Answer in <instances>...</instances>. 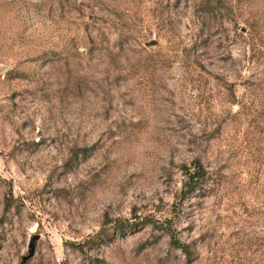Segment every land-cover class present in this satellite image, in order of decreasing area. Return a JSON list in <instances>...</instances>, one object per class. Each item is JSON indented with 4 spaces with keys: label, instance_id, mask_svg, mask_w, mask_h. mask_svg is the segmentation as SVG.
Instances as JSON below:
<instances>
[{
    "label": "rangeland",
    "instance_id": "374dc122",
    "mask_svg": "<svg viewBox=\"0 0 264 264\" xmlns=\"http://www.w3.org/2000/svg\"><path fill=\"white\" fill-rule=\"evenodd\" d=\"M34 234L24 264H264V0H0V264Z\"/></svg>",
    "mask_w": 264,
    "mask_h": 264
},
{
    "label": "water",
    "instance_id": "95a60500",
    "mask_svg": "<svg viewBox=\"0 0 264 264\" xmlns=\"http://www.w3.org/2000/svg\"><path fill=\"white\" fill-rule=\"evenodd\" d=\"M154 43L155 42L152 41L149 44L150 45H153ZM3 70L4 71H7L8 68L4 66ZM39 238H40V235L39 234H34V235L31 236L30 242H29V245H28V251L29 252H28L27 255L23 256V261H22L21 264H24L25 262L28 261V259H30L32 256H34L35 251H36L37 242H38Z\"/></svg>",
    "mask_w": 264,
    "mask_h": 264
},
{
    "label": "trees",
    "instance_id": "16d2710c",
    "mask_svg": "<svg viewBox=\"0 0 264 264\" xmlns=\"http://www.w3.org/2000/svg\"><path fill=\"white\" fill-rule=\"evenodd\" d=\"M197 171L194 173L189 172L190 180L192 181V186H190L189 189L195 188V186L198 185L199 181L202 179L203 174L201 173V166L198 165V168H196ZM150 221V220H149ZM179 247H183L180 243L178 244Z\"/></svg>",
    "mask_w": 264,
    "mask_h": 264
}]
</instances>
